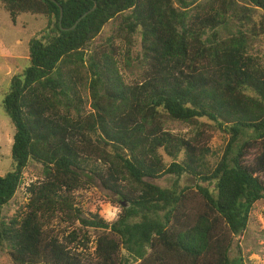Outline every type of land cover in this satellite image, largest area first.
I'll use <instances>...</instances> for the list:
<instances>
[{
	"label": "trees",
	"instance_id": "trees-1",
	"mask_svg": "<svg viewBox=\"0 0 264 264\" xmlns=\"http://www.w3.org/2000/svg\"><path fill=\"white\" fill-rule=\"evenodd\" d=\"M0 2L14 24L30 14L48 25L2 100L15 130L14 168L0 176V248L10 260L93 264L70 245L74 231L62 241L48 230L64 216L97 231L94 264H246L229 253L264 200V62L250 50L264 36V0ZM119 37L140 42L132 82L120 71ZM172 123L194 134L172 133ZM203 127L226 137L218 159L200 141ZM29 163L43 178L27 187L24 215L8 218ZM166 175L169 187L150 181ZM184 175L206 210L187 208ZM97 180L121 199L115 221L83 217L74 199Z\"/></svg>",
	"mask_w": 264,
	"mask_h": 264
},
{
	"label": "rangeland",
	"instance_id": "rangeland-1",
	"mask_svg": "<svg viewBox=\"0 0 264 264\" xmlns=\"http://www.w3.org/2000/svg\"><path fill=\"white\" fill-rule=\"evenodd\" d=\"M47 25L44 15L21 14L14 24L9 14L2 8L0 2V176L14 168L11 148L13 144L14 126L4 111L2 100L9 90L10 79L15 74L21 73L29 66L28 43L29 40L42 32ZM116 27L115 22H110L101 31L96 41L99 43L103 37L112 33ZM115 45L119 48V67L125 80L132 82L136 80L141 72L140 42L134 38V42L127 45L122 38H115ZM251 53L257 55L264 62V36L255 40L251 47ZM172 133L191 137L194 133L190 126L172 123L168 125ZM203 135L200 141L208 146L213 153L212 159H218L226 137L219 131L203 127ZM208 158L211 159L210 156ZM43 178L42 169L38 164L29 163L23 172L22 182L10 203L3 208V214L8 218L24 215L29 199L27 187ZM181 182L188 186L185 193L187 208L193 215L196 212L206 210L205 200L201 192L189 176H182ZM151 182L161 186L169 187L173 177L166 175L159 179H150ZM77 205L83 210V217L91 218L97 214L107 222L115 221L121 210L122 204L118 195L106 189L98 180L85 188L74 192ZM48 230L56 234L60 240L70 239V233L74 231L77 238L70 244L83 253V259L95 263L94 253L97 231L90 226L83 225L78 220H68L64 216L51 219ZM86 236L89 240L83 239ZM81 243H86L82 246ZM125 253V252H124ZM232 259L242 258L246 264H264V200L257 201L250 212L247 228L234 236L230 248ZM0 264H14L9 257L6 248H0Z\"/></svg>",
	"mask_w": 264,
	"mask_h": 264
},
{
	"label": "water",
	"instance_id": "water-1",
	"mask_svg": "<svg viewBox=\"0 0 264 264\" xmlns=\"http://www.w3.org/2000/svg\"><path fill=\"white\" fill-rule=\"evenodd\" d=\"M54 1H55V0H54ZM61 17H62V9H61V16H60V18H61ZM77 22H78V21H77ZM75 25H76V23H75ZM75 25H74V26H75Z\"/></svg>",
	"mask_w": 264,
	"mask_h": 264
}]
</instances>
